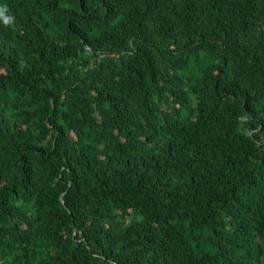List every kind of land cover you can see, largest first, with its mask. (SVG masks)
I'll list each match as a JSON object with an SVG mask.
<instances>
[{"label": "trees", "instance_id": "16d2710c", "mask_svg": "<svg viewBox=\"0 0 264 264\" xmlns=\"http://www.w3.org/2000/svg\"><path fill=\"white\" fill-rule=\"evenodd\" d=\"M0 9V264H264V0Z\"/></svg>", "mask_w": 264, "mask_h": 264}, {"label": "clouds", "instance_id": "9594fccd", "mask_svg": "<svg viewBox=\"0 0 264 264\" xmlns=\"http://www.w3.org/2000/svg\"><path fill=\"white\" fill-rule=\"evenodd\" d=\"M0 18H2L3 23H5V24H9L12 21V17L11 16H5L3 14V10L2 9H0Z\"/></svg>", "mask_w": 264, "mask_h": 264}]
</instances>
